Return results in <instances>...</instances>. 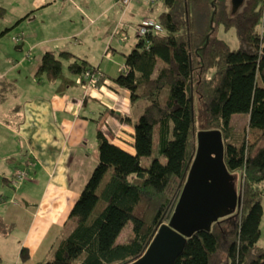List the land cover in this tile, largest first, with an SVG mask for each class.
I'll return each mask as SVG.
<instances>
[{
  "label": "trees",
  "instance_id": "1",
  "mask_svg": "<svg viewBox=\"0 0 264 264\" xmlns=\"http://www.w3.org/2000/svg\"><path fill=\"white\" fill-rule=\"evenodd\" d=\"M162 1L161 32L136 35L124 54V67L113 77L139 109L133 124L134 152L111 143L98 129V162L70 211L73 226L60 234L51 256L38 264H128L140 257L181 192L196 148L193 130L199 109L204 113L200 129L221 131L226 168L238 174L240 202L209 230L187 238L174 264H264V247L258 245L264 195L259 0H248L236 13L232 7L227 10L224 0ZM218 24L235 27L237 48L218 37ZM95 70L69 51L48 50L36 75L44 73L49 81L69 86L76 83L75 77ZM235 113L248 115L241 128L231 122ZM149 156L148 164L141 162ZM128 223L131 233L120 242L118 236Z\"/></svg>",
  "mask_w": 264,
  "mask_h": 264
},
{
  "label": "crops",
  "instance_id": "2",
  "mask_svg": "<svg viewBox=\"0 0 264 264\" xmlns=\"http://www.w3.org/2000/svg\"><path fill=\"white\" fill-rule=\"evenodd\" d=\"M32 13L33 10H27L20 20H27ZM88 26L86 24L75 34L83 32ZM121 30L125 32L122 28L120 33ZM49 39H41L35 44L46 43ZM21 45L16 48L20 49ZM61 50L96 66L87 59V54L83 56L75 50ZM100 64H103V59ZM104 73L95 87L75 77L76 83L72 86L78 89H70L71 85L62 86L59 81L56 85L55 81L48 80L49 83L39 91L34 85H41L43 81L38 80L37 83L31 82L29 90L21 94L15 81L0 77V89L3 87L0 103L8 96L14 97L12 108L3 106L7 111L3 128L13 134L15 141L12 147L0 146V175L6 178L5 169L11 166L9 162L19 161H23V169L28 173L25 180L18 182L21 183V193L16 194L6 217L3 219L0 216L3 227L0 228L1 238L10 237L9 229L20 231L18 236H12L11 244L16 249V259L12 264H38L49 258L60 234L72 228L73 225H69L72 223L70 211L98 162V129L111 143L134 152L133 124L139 109L132 106L129 91ZM117 115L127 116L129 120H121ZM247 120L248 117L244 124ZM0 139L3 138L0 136ZM89 142L92 143V150L88 149ZM18 169L21 168L16 165L13 174ZM12 176L9 178L11 181ZM25 254L27 258L24 259Z\"/></svg>",
  "mask_w": 264,
  "mask_h": 264
},
{
  "label": "rangeland",
  "instance_id": "3",
  "mask_svg": "<svg viewBox=\"0 0 264 264\" xmlns=\"http://www.w3.org/2000/svg\"><path fill=\"white\" fill-rule=\"evenodd\" d=\"M247 1L241 9L245 7ZM224 3L230 12V0H224ZM27 10H33L34 13L27 20H20V16ZM163 10L165 5L162 0L155 3L133 0L126 6L116 4L115 0H0V77L4 76L8 80L15 81L20 94L29 90L31 82L37 83L38 80L43 83L34 85V88L42 91L43 85L46 86L49 81L44 73L36 75V69L42 55L51 49L56 53L61 49H68L75 50L79 55L87 54V59L92 64L99 65L97 68L101 71L102 78L104 72L115 77L124 67V54L131 50L129 45L135 40L137 28L146 19L159 22V13ZM86 24L89 26L83 32L75 34ZM122 28L125 32L121 30L120 33ZM216 34L231 48L239 46L234 26L225 28L222 24H218ZM12 36H19L21 39L14 41ZM126 36H128L127 40ZM47 38H50L48 42L35 44ZM21 43V48L17 49L16 46ZM102 59L103 64H100ZM63 71H67L65 63ZM55 84L57 85L56 81ZM70 89H78V87L71 85ZM12 99L13 96H8V99L0 103V136L3 138L0 139V146L12 147L15 142L13 134L3 128L7 121L4 115L7 111L3 106L7 109L12 108L14 106ZM247 117L246 113H235L231 116V122L235 127L241 128ZM203 121L204 113L199 109L198 113L196 111L194 129L196 132L203 127ZM88 149L92 150L91 142ZM141 162L148 164L150 156L142 158ZM9 164L11 166L5 169L6 178L0 175V216L3 219L13 205L16 194L20 195L22 190L21 183L15 184L9 178L16 165L21 169L25 165L23 161L9 162ZM234 177L237 191L238 174H234ZM261 203L263 211L258 245L264 247V195ZM69 225H73V222ZM0 228H3L1 224ZM10 230L9 238L0 237V264H12L16 259V249L12 247L11 241L12 236H18L20 231L17 228ZM130 233L131 223H128L119 234V241L122 242Z\"/></svg>",
  "mask_w": 264,
  "mask_h": 264
},
{
  "label": "water",
  "instance_id": "4",
  "mask_svg": "<svg viewBox=\"0 0 264 264\" xmlns=\"http://www.w3.org/2000/svg\"><path fill=\"white\" fill-rule=\"evenodd\" d=\"M246 0H231L240 11ZM20 46V45H19ZM196 148L188 160L179 197L160 223L144 253L128 264H174L187 238L196 231H207L212 222L233 212L240 196L234 174L226 168L224 144L219 129H200Z\"/></svg>",
  "mask_w": 264,
  "mask_h": 264
},
{
  "label": "built area",
  "instance_id": "5",
  "mask_svg": "<svg viewBox=\"0 0 264 264\" xmlns=\"http://www.w3.org/2000/svg\"><path fill=\"white\" fill-rule=\"evenodd\" d=\"M133 0H115L116 4H120L121 6H126ZM146 1L148 3H155L159 0H142ZM257 10L259 12V18L256 23V30L260 37V39L264 42V0H259L257 4ZM161 25L159 22H156L155 20H149L146 19L142 25H140L137 28V35L145 36L149 32H160L161 31ZM124 37V36H123ZM14 41L19 40V36L12 37ZM101 72L99 70L95 71H86L84 74L81 75L78 80L80 82L84 81L85 84H88L91 87H95L98 85L99 80L101 77ZM28 177V173L26 169H18L13 174V182L17 184L18 182H21L25 180Z\"/></svg>",
  "mask_w": 264,
  "mask_h": 264
},
{
  "label": "flooded vegetation",
  "instance_id": "6",
  "mask_svg": "<svg viewBox=\"0 0 264 264\" xmlns=\"http://www.w3.org/2000/svg\"><path fill=\"white\" fill-rule=\"evenodd\" d=\"M231 1V0H230ZM230 7H232V8H238L237 6H234V4H233V2H231V4H230ZM238 10V9H237ZM237 10L235 11V13L237 12Z\"/></svg>",
  "mask_w": 264,
  "mask_h": 264
}]
</instances>
